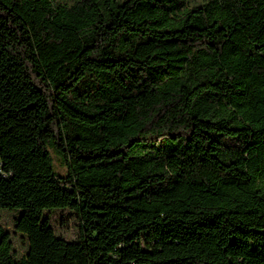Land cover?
<instances>
[{"label":"trees","instance_id":"16d2710c","mask_svg":"<svg viewBox=\"0 0 264 264\" xmlns=\"http://www.w3.org/2000/svg\"><path fill=\"white\" fill-rule=\"evenodd\" d=\"M1 209L0 264H264V0H0Z\"/></svg>","mask_w":264,"mask_h":264},{"label":"rangeland","instance_id":"374dc122","mask_svg":"<svg viewBox=\"0 0 264 264\" xmlns=\"http://www.w3.org/2000/svg\"><path fill=\"white\" fill-rule=\"evenodd\" d=\"M55 169L60 174H65L66 169L60 164L58 157L51 152ZM0 223L11 233L15 249L19 253H24L26 249V240L17 232L13 226V219L16 212L7 209L0 210ZM45 214L49 217L52 227L58 236L67 240L76 239L79 235V220L74 211L69 209H55L46 211Z\"/></svg>","mask_w":264,"mask_h":264}]
</instances>
